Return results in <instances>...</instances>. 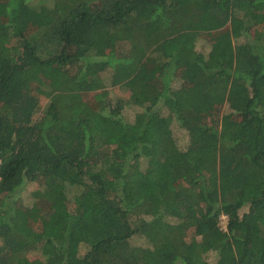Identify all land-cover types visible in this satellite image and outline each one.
<instances>
[{"label": "trees", "instance_id": "obj_1", "mask_svg": "<svg viewBox=\"0 0 264 264\" xmlns=\"http://www.w3.org/2000/svg\"><path fill=\"white\" fill-rule=\"evenodd\" d=\"M0 264H264V0H0Z\"/></svg>", "mask_w": 264, "mask_h": 264}, {"label": "rangeland", "instance_id": "obj_2", "mask_svg": "<svg viewBox=\"0 0 264 264\" xmlns=\"http://www.w3.org/2000/svg\"><path fill=\"white\" fill-rule=\"evenodd\" d=\"M84 93H87V98L89 99V101L92 104H98L100 102V99L102 98V96L105 95V94H103L104 92L102 90H98V89H94L93 91L84 92ZM43 102H44L43 104L46 105L48 100L45 99V100H43ZM220 117H221V113H218V114L215 113V114H212V115H206L203 118L202 121L206 122V123H209L211 125H214V126H218L219 123H220ZM36 189H38L37 184L27 185L24 188V191H23V193L21 194V197H20L22 199V201L19 204H20V206L25 208V210H30L29 208L33 209L35 207V205L38 204V202L35 203V201H34V199L32 197V194H31ZM53 210L54 209H52V210H46L45 209L44 212L40 213L41 214V220H43L41 223H44V225H46L45 222H46V219H48V217H49L48 214L51 213V215L53 216V213H54ZM34 213L38 214L39 212L35 211ZM226 220H227L226 217H222L221 227H222L223 230L226 229L225 228L226 227ZM31 227H32V232H35V234L38 233L39 230H40V227L38 226V224L33 223V224H31Z\"/></svg>", "mask_w": 264, "mask_h": 264}]
</instances>
